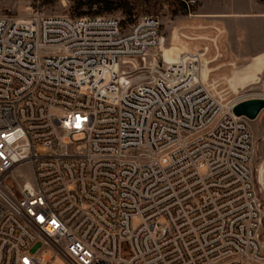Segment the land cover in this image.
Instances as JSON below:
<instances>
[{"label":"built area","instance_id":"1","mask_svg":"<svg viewBox=\"0 0 264 264\" xmlns=\"http://www.w3.org/2000/svg\"><path fill=\"white\" fill-rule=\"evenodd\" d=\"M30 1L0 16V264H264L236 104L193 59L120 83L159 45L156 17L123 29Z\"/></svg>","mask_w":264,"mask_h":264},{"label":"rangeland","instance_id":"2","mask_svg":"<svg viewBox=\"0 0 264 264\" xmlns=\"http://www.w3.org/2000/svg\"><path fill=\"white\" fill-rule=\"evenodd\" d=\"M40 1L47 15H112L120 18L123 29L140 17L159 19V45L145 61L122 63L126 64L120 76L122 84L132 79L136 86L141 77L149 78L147 71L159 76L163 69L181 67L179 63L183 60L193 59L191 62L200 64L207 87L222 102L238 104L264 99V54L243 58L257 44L264 45V0H196L188 10L175 1L159 6L155 0H112L114 3L109 9L90 0ZM30 5H34L30 0H0V16L24 17ZM247 124L252 138L251 179L262 214L258 235L264 248V110L255 120H247ZM36 152L44 150L37 147ZM20 172L27 174L28 166ZM41 256L50 259L49 264H65L50 250Z\"/></svg>","mask_w":264,"mask_h":264},{"label":"water","instance_id":"3","mask_svg":"<svg viewBox=\"0 0 264 264\" xmlns=\"http://www.w3.org/2000/svg\"><path fill=\"white\" fill-rule=\"evenodd\" d=\"M264 110V99H250L236 104L233 113L236 117H243L253 121Z\"/></svg>","mask_w":264,"mask_h":264},{"label":"crops","instance_id":"4","mask_svg":"<svg viewBox=\"0 0 264 264\" xmlns=\"http://www.w3.org/2000/svg\"><path fill=\"white\" fill-rule=\"evenodd\" d=\"M263 50H264V45L257 44V46L255 47V49L252 50L251 52L245 53L243 55V58H245L246 56L253 55V54H264V51Z\"/></svg>","mask_w":264,"mask_h":264},{"label":"trees","instance_id":"5","mask_svg":"<svg viewBox=\"0 0 264 264\" xmlns=\"http://www.w3.org/2000/svg\"><path fill=\"white\" fill-rule=\"evenodd\" d=\"M92 4H98L104 6L106 9H109L113 5L112 0H90Z\"/></svg>","mask_w":264,"mask_h":264}]
</instances>
